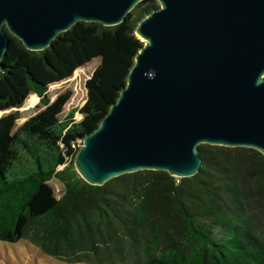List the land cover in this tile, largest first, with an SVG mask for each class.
<instances>
[{"label": "trees", "instance_id": "trees-1", "mask_svg": "<svg viewBox=\"0 0 264 264\" xmlns=\"http://www.w3.org/2000/svg\"><path fill=\"white\" fill-rule=\"evenodd\" d=\"M158 0H142L120 24L79 21L43 50L6 31L0 72V240L27 239L43 254L84 264H264V154L200 144L190 177L140 170L93 185L77 172L81 140L127 83L145 42L138 24ZM95 58L79 109L61 117L73 92L51 101L50 86ZM44 108L16 128L27 101ZM81 118H76V112ZM64 184L60 197L49 183Z\"/></svg>", "mask_w": 264, "mask_h": 264}, {"label": "water", "instance_id": "water-1", "mask_svg": "<svg viewBox=\"0 0 264 264\" xmlns=\"http://www.w3.org/2000/svg\"><path fill=\"white\" fill-rule=\"evenodd\" d=\"M140 1L0 0V72L8 32L43 50L79 21L120 24ZM158 1L136 28L145 44L126 85L76 152L90 184L140 170L193 176L200 144L264 154V0Z\"/></svg>", "mask_w": 264, "mask_h": 264}, {"label": "rangeland", "instance_id": "rangeland-1", "mask_svg": "<svg viewBox=\"0 0 264 264\" xmlns=\"http://www.w3.org/2000/svg\"><path fill=\"white\" fill-rule=\"evenodd\" d=\"M101 59L95 58L93 61L88 63L86 66L79 68L75 71L72 77L53 84L50 86L49 95L51 101H54L57 96L67 90H71L73 95L70 101L65 106L61 117H64L72 109H79L86 101L88 90L86 87L87 80L91 77L92 73L99 65ZM44 106L38 102L33 106H28L27 101L19 108L21 117L17 120L16 128L20 127L26 120L31 116L40 112ZM14 108L0 111V118L11 112ZM76 118H81V113L76 112ZM56 191L58 197H60L64 190V184L58 179L53 178L49 182ZM0 264H84V263H66L58 260L54 257L47 256L42 253L41 249L31 243L27 239H21L17 242H7L0 240Z\"/></svg>", "mask_w": 264, "mask_h": 264}]
</instances>
